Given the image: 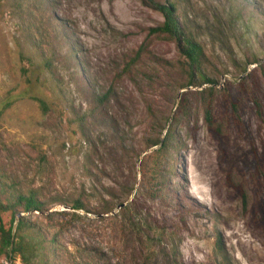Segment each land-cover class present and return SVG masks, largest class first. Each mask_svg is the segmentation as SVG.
I'll return each mask as SVG.
<instances>
[{"label": "rangeland", "instance_id": "obj_1", "mask_svg": "<svg viewBox=\"0 0 264 264\" xmlns=\"http://www.w3.org/2000/svg\"><path fill=\"white\" fill-rule=\"evenodd\" d=\"M149 1L0 0V173L37 193L61 264H264V0H151L201 45L219 132ZM167 130L151 199L145 145Z\"/></svg>", "mask_w": 264, "mask_h": 264}, {"label": "trees", "instance_id": "obj_2", "mask_svg": "<svg viewBox=\"0 0 264 264\" xmlns=\"http://www.w3.org/2000/svg\"><path fill=\"white\" fill-rule=\"evenodd\" d=\"M149 3L163 16L162 23L150 28V33L162 35L174 41L180 56L184 59L183 64L187 71L188 80L183 88H198L203 84H210L206 89L199 90V95L203 98L204 123L209 129L215 131L216 128L213 127L214 120L212 116L214 90L212 80L201 70L204 62V53L201 45L195 40L194 36L187 33L184 24L180 22L175 7L171 3L158 4L151 0ZM58 25V27L63 28L62 23ZM52 32L56 37L65 40L68 51L74 50L73 44L65 36H69V34H63L62 29L57 30L55 28ZM262 73L264 75V69ZM181 106L180 115L187 118L192 116L187 108L183 107V105ZM216 130L218 131V129ZM174 145L172 134L169 130L165 132L162 138H152L146 142L145 148L158 146V149L148 156L149 158H155L156 161L153 164L143 163L140 168L143 184L147 186V194L151 199L157 197L156 187L160 186L164 180L161 159H167L168 153L173 149ZM219 161L223 165V156H219ZM236 186L239 187L241 194L244 196L241 187L239 185ZM182 197L184 198V196ZM174 201H176L175 198ZM70 207L74 211L84 210L89 212L91 210L89 204L82 196L72 199ZM112 209L113 206L107 208L108 211ZM45 211L46 208L39 200L36 192L32 190L23 192L14 184H11L4 174L0 173V264H16V258L20 260L21 264H61L63 262L68 250L60 245L59 234L54 229L55 227L50 223L49 219L43 223L37 217L43 216ZM19 213H26V215H20ZM31 214L36 215V217L31 218ZM72 215L76 216L77 214L72 212ZM3 216H7L6 222Z\"/></svg>", "mask_w": 264, "mask_h": 264}]
</instances>
